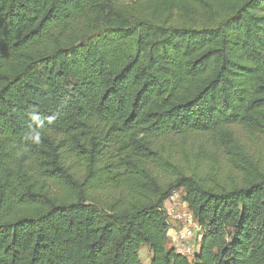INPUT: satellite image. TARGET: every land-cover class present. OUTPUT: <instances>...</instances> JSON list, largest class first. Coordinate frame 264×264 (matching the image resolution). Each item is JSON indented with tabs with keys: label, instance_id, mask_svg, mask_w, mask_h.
<instances>
[{
	"label": "trees",
	"instance_id": "1",
	"mask_svg": "<svg viewBox=\"0 0 264 264\" xmlns=\"http://www.w3.org/2000/svg\"><path fill=\"white\" fill-rule=\"evenodd\" d=\"M238 126L264 135V0H0V264H264V160L169 148Z\"/></svg>",
	"mask_w": 264,
	"mask_h": 264
},
{
	"label": "rangeland",
	"instance_id": "2",
	"mask_svg": "<svg viewBox=\"0 0 264 264\" xmlns=\"http://www.w3.org/2000/svg\"><path fill=\"white\" fill-rule=\"evenodd\" d=\"M232 131L231 136L227 135L224 137L225 140L229 139L235 143L232 150L228 149L223 142L215 143L209 135L193 136L189 139L174 138L172 146L169 147L171 149L170 153L174 154L172 162L178 163L177 165L184 163L191 167H198L201 169V173L206 176H214V171L217 170V176L219 177L226 175H224L222 169L232 168L231 162L228 161L230 156H249L253 159L264 160V135L262 133L247 131L239 126L233 127ZM237 152L239 154H236ZM173 196L167 200L166 209L174 210V212L181 214L186 212V215L192 216L193 214L184 199L183 191L179 190ZM168 221L173 228H175L174 224L177 225L178 223L174 215H169ZM197 242L195 239V248H193L195 251L199 248V243L197 244ZM172 244L169 239V245ZM139 255L144 264H150L152 252L149 246H142L139 250ZM187 255L192 259L195 254Z\"/></svg>",
	"mask_w": 264,
	"mask_h": 264
},
{
	"label": "built area",
	"instance_id": "3",
	"mask_svg": "<svg viewBox=\"0 0 264 264\" xmlns=\"http://www.w3.org/2000/svg\"><path fill=\"white\" fill-rule=\"evenodd\" d=\"M171 197L174 196L172 195ZM167 211L170 216L174 215L178 222L177 225L174 224L175 228L170 226L168 232L173 245L182 254H195L196 251L193 249L195 248L194 241L196 239L198 241L197 244L200 242L201 227L195 222L193 215H186V212L184 214L176 213L174 210L168 209Z\"/></svg>",
	"mask_w": 264,
	"mask_h": 264
}]
</instances>
